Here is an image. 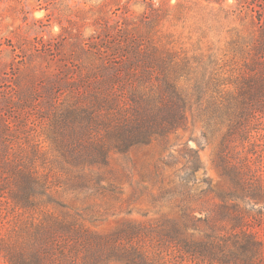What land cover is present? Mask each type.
<instances>
[{
    "label": "trees",
    "instance_id": "obj_1",
    "mask_svg": "<svg viewBox=\"0 0 264 264\" xmlns=\"http://www.w3.org/2000/svg\"><path fill=\"white\" fill-rule=\"evenodd\" d=\"M236 1L252 28L234 29L225 49L190 54L153 39L152 26L123 29L83 51L77 79L57 78L41 86L42 96L18 94L24 126L34 117L45 141L3 138L0 199L12 212L0 207V256L7 264H264V0ZM189 123L201 125L205 140L219 139L215 164L227 189L211 187L189 147L178 153L182 161L171 153L155 166L138 196L117 180L105 183L113 157L127 171L133 150L164 144ZM239 145L247 146L244 156L233 154ZM134 211L162 218L111 233L86 225ZM9 214L16 222L4 231Z\"/></svg>",
    "mask_w": 264,
    "mask_h": 264
},
{
    "label": "rangeland",
    "instance_id": "obj_2",
    "mask_svg": "<svg viewBox=\"0 0 264 264\" xmlns=\"http://www.w3.org/2000/svg\"><path fill=\"white\" fill-rule=\"evenodd\" d=\"M178 3L181 7L176 10ZM242 5L236 0H224L221 5L204 0H0V154L5 136L13 144H26L37 135L41 142L45 141L44 130L36 126L34 117L29 126H24L17 96L27 97L35 90L42 96L45 92L41 86L57 78L77 79L85 59L83 51L89 46L109 43L123 29L145 33L152 26L149 31L153 32V39L161 36L164 43L174 42L190 54L199 48L206 53L210 48L225 49L234 29L247 32L252 28ZM5 122L12 127L6 133ZM42 146L46 151L47 144ZM218 146L219 139L205 140L201 125L189 123L164 144L133 150L127 171L123 170L121 159L113 157L102 173L105 183L117 180L127 196H138L150 185L155 166L168 160L171 153L182 161L178 153L189 147L198 150L211 187L224 190L228 186L215 164ZM247 150V146L239 145L233 154L244 156ZM257 164H261L259 159ZM67 203L73 209L79 207L72 199H67ZM0 205L6 213L12 212L5 200L0 199ZM5 218L4 231L16 222L14 214ZM160 218L161 213L143 216L134 211L130 215L121 213L96 222L86 221V225L100 233H111L129 222L154 223ZM0 264H7L1 256Z\"/></svg>",
    "mask_w": 264,
    "mask_h": 264
}]
</instances>
